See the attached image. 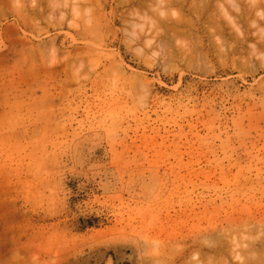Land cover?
Wrapping results in <instances>:
<instances>
[{
	"label": "rangeland",
	"instance_id": "1",
	"mask_svg": "<svg viewBox=\"0 0 264 264\" xmlns=\"http://www.w3.org/2000/svg\"><path fill=\"white\" fill-rule=\"evenodd\" d=\"M253 1L0 0V264H264Z\"/></svg>",
	"mask_w": 264,
	"mask_h": 264
},
{
	"label": "bare ground",
	"instance_id": "2",
	"mask_svg": "<svg viewBox=\"0 0 264 264\" xmlns=\"http://www.w3.org/2000/svg\"><path fill=\"white\" fill-rule=\"evenodd\" d=\"M163 0H161V2H162ZM165 1V0H164ZM262 1V0H261ZM160 2V1H159ZM159 2H157V4L159 3ZM253 2H257V0L256 1H253ZM160 4V3H159ZM236 4V3H235ZM197 7V6H196ZM207 7V6H206ZM254 7H256V6H254ZM198 8V7H197ZM222 8H224V7H222ZM221 8V9H222ZM226 8V7H225ZM199 9H200V7H199ZM224 10V9H223ZM196 11H198V9L196 10ZM201 11H202V9H201ZM224 12H225V10H224ZM229 12V11H228ZM228 16V15H227ZM227 16H225V18L227 17ZM230 17V16H229ZM233 19V18H232ZM230 20H231V18H230ZM237 25V24H236ZM238 29V28H237ZM211 247V246H210ZM211 249V248H210ZM252 250V249H251ZM251 255L252 254H254V253H250ZM254 256H258V255H256V254H254ZM251 257V256H250ZM252 259H253V256H252ZM255 259V258H254ZM260 261L261 262V258H259V259H257V261ZM251 261V260H250ZM264 261V260H263ZM223 263V262H222ZM258 263V262H257ZM257 263H255V264H257ZM158 264V263H157ZM198 264H199V262H198ZM245 264H248L247 262H245ZM250 264V263H249ZM263 264V263H262Z\"/></svg>",
	"mask_w": 264,
	"mask_h": 264
}]
</instances>
